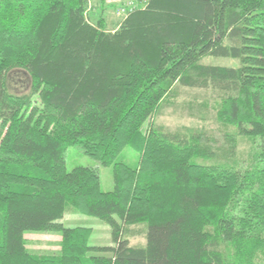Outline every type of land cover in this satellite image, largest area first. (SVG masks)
Masks as SVG:
<instances>
[{
	"label": "trees",
	"instance_id": "16d2710c",
	"mask_svg": "<svg viewBox=\"0 0 264 264\" xmlns=\"http://www.w3.org/2000/svg\"><path fill=\"white\" fill-rule=\"evenodd\" d=\"M91 1L104 0H0V264H264V0H136L115 31ZM16 70L25 94L10 90ZM176 86L212 91L230 148L145 127ZM239 137L256 147L249 165L193 162L232 159ZM74 146L113 167L111 192L98 168L67 170ZM68 205L107 223L114 247L65 227ZM141 223L146 243L130 246ZM27 232L61 234V252L31 253Z\"/></svg>",
	"mask_w": 264,
	"mask_h": 264
},
{
	"label": "rangeland",
	"instance_id": "374dc122",
	"mask_svg": "<svg viewBox=\"0 0 264 264\" xmlns=\"http://www.w3.org/2000/svg\"><path fill=\"white\" fill-rule=\"evenodd\" d=\"M131 2L135 3V8L139 6L136 0H104L100 3L91 1L88 15L93 23L102 15L105 29L115 31L128 16V12L123 13L122 11ZM203 63L227 67L238 65V61L230 58L206 57L203 59ZM8 83L10 90L16 94H25L31 87L29 75L21 70L12 71L8 75ZM216 109L217 101L211 90L176 86L162 101L155 115L145 123V127L152 123L155 127L169 131H176L184 127L204 130L214 137V146H222L227 150L231 146L224 140L223 134L228 131V128L218 120ZM255 151L256 147L251 139L239 137L236 154L232 159L220 156L219 159L212 160L196 158L193 162L207 165L235 162L246 166L252 162ZM65 158L68 171L78 167L98 168L102 190L111 192L114 189L113 167L100 166L96 160L85 154L80 146L67 149ZM119 160L131 167H136L139 156L134 150L126 148L121 153ZM61 223L68 228L83 227L90 230V247H114L110 226L98 218L79 213L68 205ZM24 238L28 251L33 254L53 255L61 252L62 237L57 232H27ZM125 238L129 241L130 246H144L146 243L145 223L129 227L125 233ZM91 254L109 255V253L100 252Z\"/></svg>",
	"mask_w": 264,
	"mask_h": 264
},
{
	"label": "built area",
	"instance_id": "2783aa9c",
	"mask_svg": "<svg viewBox=\"0 0 264 264\" xmlns=\"http://www.w3.org/2000/svg\"><path fill=\"white\" fill-rule=\"evenodd\" d=\"M134 8H135V3L131 2L130 4H128V6L125 8V10H123L122 12L125 13V12H128V11H132Z\"/></svg>",
	"mask_w": 264,
	"mask_h": 264
}]
</instances>
